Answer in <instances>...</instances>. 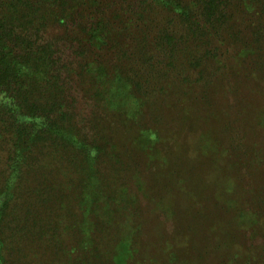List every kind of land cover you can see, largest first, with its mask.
<instances>
[{"label":"rangeland","instance_id":"obj_1","mask_svg":"<svg viewBox=\"0 0 264 264\" xmlns=\"http://www.w3.org/2000/svg\"><path fill=\"white\" fill-rule=\"evenodd\" d=\"M228 42L230 65L241 54L243 71L218 76V86L213 74H195L189 96L176 101L184 93L173 92L159 108L161 121L144 119L141 127L158 131L148 143L131 121L74 90L71 112L89 147L48 139L20 160L0 264H264V48ZM11 145L0 142L2 187ZM85 168L101 179L109 202L101 209L116 208L120 221L85 229Z\"/></svg>","mask_w":264,"mask_h":264},{"label":"trees","instance_id":"obj_2","mask_svg":"<svg viewBox=\"0 0 264 264\" xmlns=\"http://www.w3.org/2000/svg\"><path fill=\"white\" fill-rule=\"evenodd\" d=\"M229 39L247 50L252 43L264 48V0H0V142L12 144L4 147L11 174L0 186V232L20 160L31 157L37 142L89 147L71 112L74 90L131 121L148 143L156 129L141 126L149 117L163 119L159 108L173 92L184 93L176 101L189 96L195 74H213L218 86V76L243 71L241 54L229 63ZM204 97L198 93L195 100ZM258 155L264 165V149ZM94 170L84 171L89 177L79 197L87 230L120 221L116 208L101 209L109 202ZM0 246H6L2 236Z\"/></svg>","mask_w":264,"mask_h":264}]
</instances>
